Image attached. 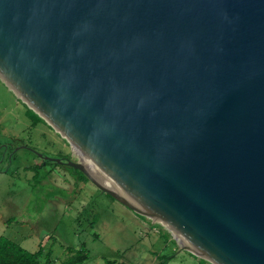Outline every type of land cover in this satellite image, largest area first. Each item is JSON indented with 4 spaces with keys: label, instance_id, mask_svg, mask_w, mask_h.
<instances>
[{
    "label": "water",
    "instance_id": "obj_1",
    "mask_svg": "<svg viewBox=\"0 0 264 264\" xmlns=\"http://www.w3.org/2000/svg\"><path fill=\"white\" fill-rule=\"evenodd\" d=\"M0 81L123 199L43 162L210 264H264V0H0Z\"/></svg>",
    "mask_w": 264,
    "mask_h": 264
},
{
    "label": "rangeland",
    "instance_id": "obj_2",
    "mask_svg": "<svg viewBox=\"0 0 264 264\" xmlns=\"http://www.w3.org/2000/svg\"><path fill=\"white\" fill-rule=\"evenodd\" d=\"M27 106L0 81V237L29 252L51 251L40 264H62L83 249V264H210L180 249L161 224L140 216L100 191L83 173L65 163L77 161L72 145L41 119L34 123ZM11 152H14L11 155ZM39 162V164H38ZM183 247V246H182ZM156 255V256H155Z\"/></svg>",
    "mask_w": 264,
    "mask_h": 264
},
{
    "label": "trees",
    "instance_id": "obj_3",
    "mask_svg": "<svg viewBox=\"0 0 264 264\" xmlns=\"http://www.w3.org/2000/svg\"><path fill=\"white\" fill-rule=\"evenodd\" d=\"M26 115L29 119L37 123L41 121L31 110L27 109ZM46 162H42L41 165H45ZM70 252V256L62 264H83L88 260V255L83 249ZM44 256L46 261L51 256V251L44 252V249L39 246L36 252L32 253L12 240L2 236L0 237V264H40V258ZM156 256V255H155ZM174 256H156L158 264H168L171 257Z\"/></svg>",
    "mask_w": 264,
    "mask_h": 264
},
{
    "label": "bare ground",
    "instance_id": "obj_4",
    "mask_svg": "<svg viewBox=\"0 0 264 264\" xmlns=\"http://www.w3.org/2000/svg\"><path fill=\"white\" fill-rule=\"evenodd\" d=\"M71 145H72L73 148H74L75 155L78 156L77 159H80L79 161H80V162L86 167V170H87L89 176L92 178V180H93L97 185H99V186L102 187L103 189L107 190L108 192L112 193V194H113L114 196H116L117 198H119V199H123V196L121 195V194H122V191L118 188V186H117L115 183H113V182H111V181H109V180H107V179H105V178H103V177H101V176H99V175L93 173L92 171H90V170L87 168V166L85 165L84 158H83V155H82L80 149H79L74 143H71ZM176 239H177V238H176ZM177 240H178V239H177ZM178 241H179V240H178ZM179 243L181 244V246H183V247H187V246H185L184 244H182L180 241H179Z\"/></svg>",
    "mask_w": 264,
    "mask_h": 264
},
{
    "label": "crops",
    "instance_id": "obj_5",
    "mask_svg": "<svg viewBox=\"0 0 264 264\" xmlns=\"http://www.w3.org/2000/svg\"><path fill=\"white\" fill-rule=\"evenodd\" d=\"M40 160H42V159H40ZM42 162H43V160H42ZM38 164H39V162H38ZM40 165V164H39Z\"/></svg>",
    "mask_w": 264,
    "mask_h": 264
}]
</instances>
